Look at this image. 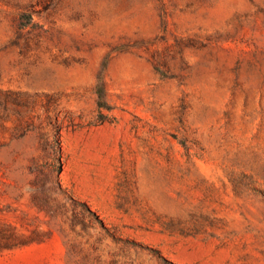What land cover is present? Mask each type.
I'll return each instance as SVG.
<instances>
[{
  "label": "rangeland",
  "instance_id": "374dc122",
  "mask_svg": "<svg viewBox=\"0 0 264 264\" xmlns=\"http://www.w3.org/2000/svg\"><path fill=\"white\" fill-rule=\"evenodd\" d=\"M0 264H264V0H0Z\"/></svg>",
  "mask_w": 264,
  "mask_h": 264
},
{
  "label": "trees",
  "instance_id": "16d2710c",
  "mask_svg": "<svg viewBox=\"0 0 264 264\" xmlns=\"http://www.w3.org/2000/svg\"><path fill=\"white\" fill-rule=\"evenodd\" d=\"M104 106H106L105 103L104 102H101L100 103V107H104Z\"/></svg>",
  "mask_w": 264,
  "mask_h": 264
}]
</instances>
